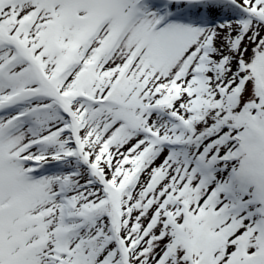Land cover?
I'll use <instances>...</instances> for the list:
<instances>
[{
    "label": "snow or ice",
    "instance_id": "1",
    "mask_svg": "<svg viewBox=\"0 0 264 264\" xmlns=\"http://www.w3.org/2000/svg\"><path fill=\"white\" fill-rule=\"evenodd\" d=\"M0 264H264V0H0Z\"/></svg>",
    "mask_w": 264,
    "mask_h": 264
}]
</instances>
